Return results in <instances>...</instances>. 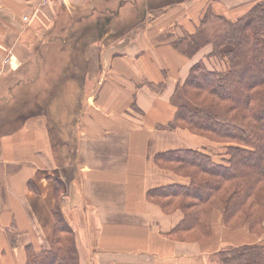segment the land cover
<instances>
[{
	"label": "crops",
	"instance_id": "obj_1",
	"mask_svg": "<svg viewBox=\"0 0 264 264\" xmlns=\"http://www.w3.org/2000/svg\"><path fill=\"white\" fill-rule=\"evenodd\" d=\"M164 1L0 0L1 123L16 107V128L0 133V264H26L29 246L51 249L57 205L81 264H217L220 251L263 244L247 228L226 229L219 210L209 242L174 241L183 213L147 197L189 184L156 155L211 146L163 128L192 66L212 51L188 59L173 43L209 6L235 20L260 0L157 7Z\"/></svg>",
	"mask_w": 264,
	"mask_h": 264
},
{
	"label": "trees",
	"instance_id": "obj_2",
	"mask_svg": "<svg viewBox=\"0 0 264 264\" xmlns=\"http://www.w3.org/2000/svg\"><path fill=\"white\" fill-rule=\"evenodd\" d=\"M183 1L165 0L157 7ZM207 46L212 47L207 61L214 60L220 67L210 70L206 61L192 66L177 90L186 103L177 106L173 122L163 128L188 130L225 144L226 164L216 163L198 150L160 153L155 157L157 166L188 179L189 184L168 185L147 194L165 213H183L182 221L169 234L180 242H191L193 237L195 241L211 239L212 213L219 208L226 227L240 219L241 227L248 225L259 234L264 225V0L255 2L237 20L216 15L209 6L195 32L173 43L188 59ZM9 127L6 132L16 124ZM54 214L51 249L27 247L26 264H81L75 231L60 205ZM216 258L219 264H264V245L228 248Z\"/></svg>",
	"mask_w": 264,
	"mask_h": 264
},
{
	"label": "rangeland",
	"instance_id": "obj_3",
	"mask_svg": "<svg viewBox=\"0 0 264 264\" xmlns=\"http://www.w3.org/2000/svg\"><path fill=\"white\" fill-rule=\"evenodd\" d=\"M215 13V12H214ZM216 14V13H215ZM216 15H218V14H216ZM220 15V14H219ZM238 19V18H237ZM237 19H235V20H237ZM206 63H207V67L211 70V68L212 67H216V68H219L220 67V65H219V63H216V62H214V60L213 61H206ZM14 95H13V97H9V100H14ZM175 99H176V102H177V106H179V105H181V104H184V103H186V100L184 99V98H182V96H181V94L179 93H177L176 94V97H175ZM15 108L16 107H14V108H10V107H8V109H7V113H8V118H7V120H8V122H9V124H6V123H1V121H0V133L1 132H3V131H7L8 129H11L10 127H9V125H12V124H14V118H12V116L14 117L15 116ZM11 121H13V122H11ZM6 129V130H5ZM188 131V130H187ZM194 135V134H193ZM197 136V135H196ZM198 137H201V136H198ZM201 138H204V137H201ZM204 139H206V138H204ZM206 140H208V139H206ZM209 141V140H208ZM210 143H211V146L208 148V150L207 149H205L204 151H202V152H204V153H206V154H208V155H210L211 157H212V159L216 162V163H219V164H222V165H225L226 163H225V161H226V147H225V144H222V143H214V142H211V141H209ZM208 152V153H207ZM188 180V179H187ZM189 181V180H188ZM217 210H219V211H221L220 210V208L219 209H216V210H214L213 211V213H212V217H213V214H214V212L215 211H217ZM222 213V212H221ZM212 217H211V228H212V235H211V239L213 238V220H212ZM240 219H237V220H234L233 221V223H232V225H231V228H229V227H226V225L224 224V221H223V214H222V224H223V226L226 228V229H228V230H232V231H237V230H240V229H243V228H247L248 229V231H249V233H251V234H253V235H255V236H257V237H259V238H262L263 237V244H256V245H264V225H263V232H261V233H259V234H255V233H253V232H251V230H250V227L247 225V226H244V227H241V220L239 221ZM264 224V223H263ZM243 226V225H242ZM192 237V236H191ZM191 237H189V238H191ZM194 239V237L193 238H191V240H189V241H191V242H189V243H206V242H209L211 239H209V240H205V238H201L200 239V241H198V240H193ZM193 240V241H192ZM174 241H177V240H174ZM198 241V242H197ZM255 245V244H254ZM216 260V262H217V264H219V262H218V259L216 258L215 259Z\"/></svg>",
	"mask_w": 264,
	"mask_h": 264
},
{
	"label": "built area",
	"instance_id": "obj_4",
	"mask_svg": "<svg viewBox=\"0 0 264 264\" xmlns=\"http://www.w3.org/2000/svg\"><path fill=\"white\" fill-rule=\"evenodd\" d=\"M50 0H42L43 4H47Z\"/></svg>",
	"mask_w": 264,
	"mask_h": 264
}]
</instances>
